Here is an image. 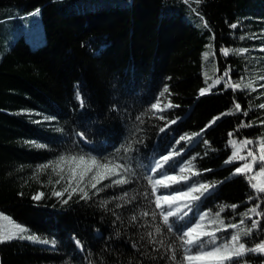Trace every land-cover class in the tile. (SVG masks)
I'll use <instances>...</instances> for the list:
<instances>
[{
	"label": "trees",
	"instance_id": "1",
	"mask_svg": "<svg viewBox=\"0 0 264 264\" xmlns=\"http://www.w3.org/2000/svg\"><path fill=\"white\" fill-rule=\"evenodd\" d=\"M262 48L264 0H0V212L40 241L0 243V264H180L178 237L204 214L206 222L219 213L225 227L239 225L221 228L217 244L237 231L246 248L264 243V215H243L257 205L264 213V193L245 178L252 172L234 174L245 161L226 163L230 139L253 141L241 150L245 156L264 141ZM229 78L252 88L233 91ZM160 99L173 107L157 116L151 107ZM80 155L122 167L96 188L86 186L87 199L78 190L63 203L68 193L52 195L65 187L51 167L38 169ZM189 162V179L157 195L214 187L184 209L187 216L165 225L148 178ZM122 179L129 183H113ZM40 192L44 198L33 200ZM253 221L257 227L243 235ZM239 259L264 264V253Z\"/></svg>",
	"mask_w": 264,
	"mask_h": 264
},
{
	"label": "snow or ice",
	"instance_id": "2",
	"mask_svg": "<svg viewBox=\"0 0 264 264\" xmlns=\"http://www.w3.org/2000/svg\"><path fill=\"white\" fill-rule=\"evenodd\" d=\"M187 2V0H185ZM197 3L200 2V0H196ZM232 28H236L237 26L235 24L231 25ZM243 38V37H241ZM261 51H264V48L260 49ZM222 53L225 56H228L229 53L232 51L231 49H221ZM239 53L247 52V49H240L237 50ZM207 57V54H205ZM227 75V73H225ZM207 79V77H206ZM220 83V79H217L213 81L211 85L208 86V88H204L200 90V95L203 96L206 93H208L211 88L215 87L216 84ZM226 87H230L233 89V91H236L238 89H241L242 87L252 88L251 84H245L241 85L239 83H233L231 79L229 78L227 81H225ZM255 90V89H253ZM164 92H168V89L165 88ZM163 95V93H161ZM165 107H173L170 103L165 105ZM261 108H264V104L260 105ZM152 108L155 110L163 111L162 108H160V102L157 101V103L152 105ZM235 110L240 111L241 105L239 103L235 104ZM223 115V114H222ZM243 115L247 116L248 113L245 111L243 112ZM162 118V117H161ZM215 119H219V117H216ZM174 123V121H173ZM211 123H215V120H213ZM211 126V124L209 125ZM241 128L243 127H251V124H244L243 122L239 125ZM161 131H164L162 128ZM194 135H199L194 134ZM233 134L229 133V136L231 137ZM181 139H191V137H182ZM206 143V141H205ZM229 144L233 147L234 151L229 157V160L226 161V163H231L236 160H242L245 161L244 164H242L240 167L235 168L234 174H242L245 175L246 173H251L253 171V165L257 162V159L260 161V169L258 172H256L254 175H245V178L249 181L251 187L259 194L264 193V180H260L258 178H264V141L259 142V157H257L254 153L255 150L249 149L247 151V155H240V152L242 149L245 148L247 145L253 144L252 140H243L238 142L235 139H230ZM248 157H251V162L248 161ZM172 158V153L169 155H165L160 158V160L156 163L155 168L153 169V172H156L162 168ZM64 163H68L69 165L75 164V167H69L68 171L71 173V175L68 178V185L63 189V191H53L52 195L60 198L63 197L65 193H68V199L62 200L63 203H67L68 200L72 198V195L79 190L80 193H83L82 199L88 198V193L85 192L83 187H80V184L84 181L85 176L92 172L93 168L97 169V172L95 175H92L91 179L89 180V185L91 188H96L97 184L100 183V180L97 179V176L100 175V170L102 169H109L110 175H119L117 171L114 169H120L122 166L120 164H116L113 161H108L105 163H101L98 161L95 157H85L84 155L80 156H68L64 157L61 156L58 161L55 162L53 166V171L56 172L58 176H60V180L64 179L63 175H60V173L64 172V168L61 167ZM81 165L84 166L83 170L80 173L79 179L76 181V187H72V181L76 179V168H79ZM50 165L45 164L41 165L38 171L48 168ZM193 165L191 162H189L188 165L185 167H182L180 169L181 173H184L186 169H191ZM59 169L57 172L56 170ZM127 169H125L126 171ZM198 173H193V175H197ZM102 179L108 178L107 176L101 177ZM149 183L152 187V195L156 196V199L154 201L157 209H162L160 212V215L162 216L163 223L165 225H170V217L179 216L181 219L183 216L188 215V211L191 210V205L193 202L200 200L201 196L204 195V192H206L209 187H214V185H208L201 183L197 186H189L186 191L176 190L173 192H169L167 194H160L157 195L158 186H163L165 189H168L171 184H179L182 181H187L189 177L186 176H175V175H167V174H161L160 179L153 180L152 177H149ZM60 180H57L56 183H59ZM95 181V182H93ZM252 181H257L256 183H252ZM115 184H126L129 183L128 180L122 179V180H115L113 181ZM69 188H71V192H69ZM193 193H198V195H193ZM44 198V193L40 192L37 193L35 196L32 197L35 201H40ZM187 198V202L184 204H180L179 201L184 200ZM233 209H235L236 205H231ZM259 208V205L251 208L248 210V212H245L243 215L247 217L248 219H251V216L249 213L255 214V215H264V213L258 212L257 209ZM184 209H188V211H184ZM224 211V207L220 208V212ZM182 213V215H181ZM145 216L148 215L147 212L144 213ZM153 217H155L156 213H152ZM207 214L201 215L199 217V222H196L194 226L188 227L186 230H184L180 235L179 239L182 242V246L184 247V256L183 261L180 262V264H195V262L199 261H205V260H215L217 264H225L226 261L230 262V264H241V261L239 258L243 257L245 253L252 252V253H264V243L258 244L254 248H246L245 243L240 242L241 241V232L237 231L234 234L230 236V239L228 241H225L222 244H217V236L216 233L223 228L224 230H227V228L237 229L239 225L237 224H230L225 227L224 221L220 219L219 213L216 214L214 218H212L209 221V226L218 224L219 227L213 229L212 231H207L205 229V225L203 224V221L206 219ZM0 219L8 220L9 223H12L10 218L7 217H0ZM244 219H241L240 224H244ZM259 221H253L252 227L248 228L246 230H243V235H249L253 228H256ZM14 231L11 232L8 235L0 234V243L5 242L10 239L20 238V239H29L32 241H38V238L36 236L28 235L24 236L21 235L23 233L27 232V229L18 225L14 224ZM169 230L171 228L169 227ZM157 232L160 231L159 228L156 229ZM204 238H207V240H204ZM43 243H48V241H42ZM79 243V242H77ZM211 244L213 247L207 248V245ZM195 248V252H193V249ZM237 259H233V258ZM173 260H176V256H172Z\"/></svg>",
	"mask_w": 264,
	"mask_h": 264
},
{
	"label": "rangeland",
	"instance_id": "3",
	"mask_svg": "<svg viewBox=\"0 0 264 264\" xmlns=\"http://www.w3.org/2000/svg\"><path fill=\"white\" fill-rule=\"evenodd\" d=\"M34 16H36L37 19H38V20H37V25L39 26V24H42V20H41V11H40V10L37 11V12L34 14ZM161 112H162V111H161ZM254 154H255L257 157H259V152L256 151ZM173 155H175V153H172V156H173ZM257 161H259V159H257ZM259 162H260V161H259ZM54 164H55V163H53V164L50 165V167H51L50 169H51V172H52V177H54V179H56V181H57V180H60V176H58V175L56 174V172L53 171V166H54ZM70 166H71V167H75V164L69 165L68 163H64L63 165H61V167L64 168V172L60 173V175H63V176H64V179H63V180H60L59 183H61L64 187H67V185H68V178H69V176L71 175V173L68 171V169H69ZM83 168H84L83 165H81L79 168H76V179H74V180L72 181V187H76V181L79 179L80 173H81V171L83 170ZM259 169H260V163H259V167H258V164H257V162H256V163L253 165L252 175H254L256 172H258ZM44 170H45V169H43L42 171H44ZM114 170L117 171V172H119L118 169H114ZM56 171L58 172L59 169H57ZM96 172H97V169L93 168L92 172H89V173L85 176L84 181L80 184V187H83V188H85L86 186H87V187H90V185H89V180L91 179L92 175H95V174H96ZM109 173H110V170H109V169H102V170H100V175L97 176V179L100 180V181H102V180H104V179L101 178V177H103V176H107V177H113V176H115V175H110ZM171 175H174V174H171ZM191 175H192V171H191L190 169H186L184 173H181V172H180L178 176H186V177H190ZM258 179H260V180H264V178H258ZM93 182H95V181H93ZM256 182H257V181H254V183H256ZM161 187H163V186L161 185ZM90 188H91V187H90ZM158 188H159V186H158ZM77 191H78V190H77ZM69 192H71V188H69ZM193 195H197V193H193ZM186 202H187V198H185V199L182 200V201H179V203H180L181 205L184 204V203H186ZM0 217H7V218H10V217H8L6 214L1 213V212H0ZM10 220L12 221V223H9L8 220L0 219V234L8 235V234H10L11 232L14 231V227H13V225H14V224H18V223L15 222L14 220H12L11 218H10ZM203 224L205 225V229H204V230H207V231L211 230V231H212V229L209 228V227H211V226H209V222H206V220H204V221H203ZM18 225H20V224H18ZM20 226H21V225H20ZM21 235H24V233L21 234ZM24 236H26V235H24ZM18 239H19V238H18ZM10 240H13V239H10ZM10 240H7V241H10ZM27 240H29V239H27ZM195 264H217V262H216L215 260H211V259H209V260H205V261L195 262Z\"/></svg>",
	"mask_w": 264,
	"mask_h": 264
}]
</instances>
